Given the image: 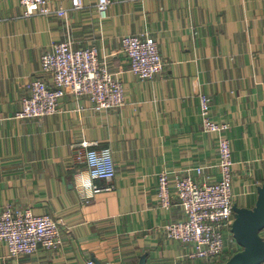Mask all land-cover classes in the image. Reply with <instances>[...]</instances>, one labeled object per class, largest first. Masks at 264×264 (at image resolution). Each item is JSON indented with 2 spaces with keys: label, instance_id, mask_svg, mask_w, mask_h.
<instances>
[{
  "label": "crops",
  "instance_id": "1",
  "mask_svg": "<svg viewBox=\"0 0 264 264\" xmlns=\"http://www.w3.org/2000/svg\"><path fill=\"white\" fill-rule=\"evenodd\" d=\"M100 22L99 0H53L69 17H27L18 0H0V210H31L59 222L56 251L11 257L0 264H214L193 260L192 246L169 240L167 224L186 219L175 176L198 184L220 180L219 137L231 144L235 205L252 209L264 186V0H111ZM157 42L166 64L152 80L131 72L120 40ZM96 47L125 85L123 108L95 112L86 98L66 96L42 120L18 119L52 44ZM211 118L228 124L221 136L203 131L199 95ZM83 144L110 148L115 189L83 204L74 178L87 173L74 159ZM202 174H198V169ZM170 176L173 206L160 208L158 176ZM104 185L103 182H97ZM264 239V231L261 233ZM241 248L228 236L227 260ZM191 259V260H190Z\"/></svg>",
  "mask_w": 264,
  "mask_h": 264
},
{
  "label": "built area",
  "instance_id": "2",
  "mask_svg": "<svg viewBox=\"0 0 264 264\" xmlns=\"http://www.w3.org/2000/svg\"><path fill=\"white\" fill-rule=\"evenodd\" d=\"M53 0H19L27 17L42 16L49 18L53 14L67 19L68 11L64 8L53 9ZM111 0H99L97 12L102 20L108 18ZM75 10L82 9V0H73ZM125 53L132 59L133 73L142 81L152 80L165 68L157 42L137 36H127L122 40ZM51 75V82L36 79L30 83V96L23 102L18 119L42 120L60 111V101L70 92L76 99L87 97L92 108L107 111L120 108L126 102L124 84L115 79L109 71L107 62L101 60L96 48L74 49L70 40L52 44L51 52L43 57V71ZM200 116L203 128L221 136L229 129L228 124L212 121L211 99L202 94ZM77 155V161L88 168L86 153H100L110 148H87ZM111 151L112 171L106 177L92 181L94 189L87 197L79 195L83 204H89L96 195L112 192L115 189L116 165ZM221 179L212 183L196 184L191 178L175 176L174 189L176 197L183 208L186 219L167 224L163 227L167 238L183 245L192 246V259H203L214 264H225L228 236L232 235L235 220V194L232 188V149L228 140L219 137ZM198 174L203 170L198 169ZM97 182H103L100 185ZM169 173L163 171L158 176V202L160 208L170 210L173 197L170 188ZM8 206L0 215V241L9 243L12 256H30L40 248L53 251L62 245V232L57 221L49 216H35L30 210H18L13 213ZM238 245V244H237ZM87 264H95L88 261Z\"/></svg>",
  "mask_w": 264,
  "mask_h": 264
},
{
  "label": "water",
  "instance_id": "3",
  "mask_svg": "<svg viewBox=\"0 0 264 264\" xmlns=\"http://www.w3.org/2000/svg\"><path fill=\"white\" fill-rule=\"evenodd\" d=\"M232 235L241 251L225 264H264V186L258 188V199L252 209L234 206ZM98 264V263H97ZM139 264H147V256Z\"/></svg>",
  "mask_w": 264,
  "mask_h": 264
},
{
  "label": "clouds",
  "instance_id": "4",
  "mask_svg": "<svg viewBox=\"0 0 264 264\" xmlns=\"http://www.w3.org/2000/svg\"><path fill=\"white\" fill-rule=\"evenodd\" d=\"M86 159L91 171L81 173L74 178V187L82 197H87L92 193L94 189L93 180L106 177L112 171L110 149H104L100 153L87 152Z\"/></svg>",
  "mask_w": 264,
  "mask_h": 264
},
{
  "label": "rangeland",
  "instance_id": "5",
  "mask_svg": "<svg viewBox=\"0 0 264 264\" xmlns=\"http://www.w3.org/2000/svg\"><path fill=\"white\" fill-rule=\"evenodd\" d=\"M19 1V0H18ZM72 10H75L73 7H72ZM78 10H80V9H78ZM68 11V17H69V10H67ZM96 12H97V6H96ZM53 16H57V15H55V14H53ZM97 16H98V18H99V20H100V22H104L105 20H102L101 19V16H100V14L97 12ZM58 17V16H57ZM107 20V19H106ZM125 37H123L121 40H120V43H121V47H122V53L125 55V57L128 59V62H129V66H130V72L137 78V79H139L140 81H142L138 76H136L134 73H133V69H132V65H131V61H132V59L130 58V56L128 55V53H125V48H124V46H123V44H122V40L124 39ZM68 40H70V39H68ZM67 40V41H68ZM67 41H65V42H67ZM71 41V40H70ZM61 43H63V42H61ZM91 48H96V47H91ZM85 49V48H84ZM97 49V48H96ZM51 50H52V45H51V48L49 49V51L47 52V53H49V52H51ZM78 50V49H77ZM98 50V49H97ZM47 53H45V54H47ZM98 53H99V51H98ZM45 54L44 55H42V57H41V59H40V64H41V72L43 71V57L45 56ZM99 56H100V58H101V60H105L106 62H107V65H108V59H109V57L108 56H101L100 55V53H99ZM164 61V60H163ZM165 63V62H164ZM165 66H166V64H165ZM109 68V67H108ZM109 71H110V69H109ZM110 74L115 78V76L113 75V73L110 71ZM159 75V74H158ZM51 76V75H50ZM157 76V75H156ZM155 76V77H156ZM116 79V78H115ZM146 81H148V80H146ZM123 83V82H122ZM124 88H125V85H124ZM68 95H71V96H73L74 98H75V95H72L70 92L66 95V96H68ZM202 95V94H201ZM199 97H200V95H199ZM83 98V97H82ZM84 98H86L89 102H90V100L87 98V97H84ZM125 99H126V92H125ZM25 100V99H24ZM24 100H23V102H24ZM62 101V100H61ZM61 101H60V105H61ZM126 103H127V99H126V102H125V104L123 105V106H121L120 108H123L125 105H126ZM90 104H91V102H90ZM92 105V104H91ZM211 106H212V104H211ZM92 107V106H91ZM22 108H23V103H22ZM22 108H21V110H22ZM93 109V108H92ZM115 109H118V108H115ZM20 110V111H21ZM94 110V109H93ZM19 111V112H20ZM95 111V110H94ZM106 111V110H105ZM107 111H109V110H107ZM18 112V113H19ZM95 112H97V111H95ZM99 112H103V111H99ZM211 112H212V109H211ZM211 112H210V115H211ZM17 117V116H16ZM46 118V117H45ZM202 127H203V125H202ZM203 131H205L206 133H213V132H208V131H206L204 128H203ZM84 145V144H83ZM86 146H87V148H94V147H92V145L91 144H86ZM86 149H84V146H82V150H80V151H78L79 153H81V152H83V151H85ZM79 153H77V155L79 154ZM77 155L75 156V159H74V161L77 163V164H79V165H81V166H84L85 168H86V170H88V168H87V166L85 165V164H80V163H78V161H77ZM218 157H219V162H218V166H219V163H220V153H219V142H218ZM233 163V162H232ZM232 168H233V166H232ZM218 169H219V167H218ZM220 171V170H219ZM78 176V175H77ZM76 176V177H77ZM220 176H221V174H220ZM232 176H233V169H232ZM183 178H189V177H183ZM220 179H221V177H220ZM232 181H233V177H232ZM193 182H195L194 180H193ZM216 182V181H215ZM196 183V182H195ZM208 183H212V182H207L206 184H208ZM74 184H75V182H74ZM196 184H198V183H196ZM198 185H200V184H198ZM232 188H233V182H232ZM76 189V188H75ZM76 191H77V193H78V195H80V193H79V191L76 189ZM114 191V190H113ZM112 191V192H113ZM234 192V191H233ZM80 198V197H79ZM80 201H81V199H80ZM81 203H82V201H81ZM234 206H235V204H234ZM6 208H8V206L7 207H5V208H2L1 210H0V215H2L3 213H4V211L6 210ZM27 210H29V209H27ZM13 211V213H15V211H18V210H15V209H13L12 210ZM23 211V210H22ZM31 211V210H30ZM32 212V211H31ZM33 213V212H32ZM36 216V215H35ZM44 216H49V215H44ZM50 218H52L53 220H55L53 217H51V216H49ZM56 221V220H55ZM59 223V222H58ZM236 242V241H235ZM0 244H3V245H5L6 246V248H7V250H8V253L10 254V256L11 257H15V256H12L11 254H12V252H11V248H10V245H9V243L8 242H6V241H0ZM237 244V243H236ZM62 245H63V240H62ZM62 245H61V247H62ZM239 246V245H238ZM60 247V248H61ZM240 247V246H239ZM60 248H58V249H56V250H59ZM40 249H43V248H40ZM40 249L38 250V252L40 251ZM43 250H45V249H43ZM56 250H53V251H56ZM46 251V250H45ZM37 252V253H38ZM36 254V253H35ZM235 255V254H234ZM20 257V256H19ZM232 257V256H231ZM230 257V258H231ZM191 258V257H190ZM229 258V259H230ZM228 259V260H229ZM191 260V259H190ZM193 260H196V259H193ZM197 260H199V259H197ZM200 260H202V261H206V260H203V259H200ZM227 260V261H228ZM226 261V262H227Z\"/></svg>",
  "mask_w": 264,
  "mask_h": 264
}]
</instances>
